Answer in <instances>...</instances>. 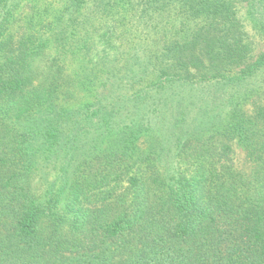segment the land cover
Wrapping results in <instances>:
<instances>
[{"label": "trees", "instance_id": "obj_1", "mask_svg": "<svg viewBox=\"0 0 264 264\" xmlns=\"http://www.w3.org/2000/svg\"><path fill=\"white\" fill-rule=\"evenodd\" d=\"M240 1L0 0V264H264Z\"/></svg>", "mask_w": 264, "mask_h": 264}, {"label": "rangeland", "instance_id": "obj_2", "mask_svg": "<svg viewBox=\"0 0 264 264\" xmlns=\"http://www.w3.org/2000/svg\"><path fill=\"white\" fill-rule=\"evenodd\" d=\"M64 1L65 0H39V3L41 6L47 5L50 11H55L63 5ZM236 8H237L238 17L245 30V40L251 45L252 56L253 55L256 56L258 52L264 50V34L261 33L253 25V21L251 20L250 15L248 14V3L245 0L240 1ZM29 9L30 8L28 4L26 8H23L24 14L28 12ZM108 23H111V19H109L108 21L105 20L104 24H106V26H108ZM23 27H24V24L22 23L21 20H19L13 27V30L15 32L19 31L20 29L23 30ZM117 32H118V29H117ZM114 39L116 42H118L117 36H115ZM104 45L107 47L108 43L104 42ZM255 74H258V75L250 78V80L247 81L248 85H246V87H249L248 91L250 89L252 90L254 89V90H253V93L251 92L250 99H248L245 103L246 108H251L252 103L254 104V102H257V101L259 103L264 102V67L258 70ZM73 90L76 92V94H78L77 96L78 102H83L89 99V96L87 95L88 93L81 90L80 88H76V89L74 88ZM207 90H210L208 92L213 94L216 92L217 88L215 86H212V87L210 86L208 88H205L204 94L208 96V92H206ZM218 107H221V106H218ZM233 149H234L233 159H234L235 165L241 170L248 172L249 163L244 160V152H243L242 147L240 145H234Z\"/></svg>", "mask_w": 264, "mask_h": 264}]
</instances>
